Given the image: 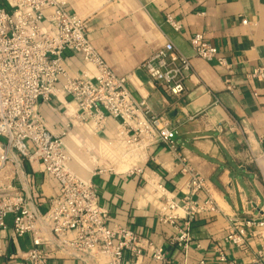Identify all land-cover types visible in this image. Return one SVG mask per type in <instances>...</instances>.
Listing matches in <instances>:
<instances>
[{"label": "crops", "instance_id": "crops-1", "mask_svg": "<svg viewBox=\"0 0 264 264\" xmlns=\"http://www.w3.org/2000/svg\"><path fill=\"white\" fill-rule=\"evenodd\" d=\"M68 9L88 19L89 38L118 75H128V86L148 100L156 113L169 116L178 134L175 142L193 168L212 185V196L221 211L199 215L192 223V241L187 250L172 243L175 229L158 218L160 192L146 182L159 179L168 195L179 199L189 175L164 143L150 145L141 157L125 154L117 139L118 120L108 118L99 132L70 125L64 137L71 153V168L94 183L98 200L110 216V225H126L155 243L164 246L166 264H228L221 260L218 247L227 259L248 264L264 246V228L254 225L247 250L225 242L228 217L264 218V132L262 83L247 77L256 66H264V0H67ZM51 9L45 11L49 15ZM172 14L182 24L175 30L166 21ZM247 18L248 23H242ZM47 24V23H46ZM51 25L50 23H48ZM196 32L206 38L222 56L234 63L235 88L226 87V71L216 62L198 57L190 43ZM192 60L194 73L186 81V92L171 96L153 85L141 67L143 60L166 41ZM63 65L71 75L94 68L73 49L63 53ZM66 102L69 96L40 102L38 112L53 133L70 123ZM4 138L0 137V143ZM157 158V161L153 160ZM127 159L129 162L123 163ZM131 163L143 174L122 170ZM125 165V166H123ZM19 191L41 211H46L59 193L58 181L37 161L24 160L23 166L8 163L0 168V190ZM203 192L194 198L204 199ZM0 230V264L24 262L32 247L31 235H14L12 217ZM73 237V233H70ZM52 264H81L76 253L54 244L46 245ZM126 264H162L148 256L136 260L128 252ZM264 261V256H263Z\"/></svg>", "mask_w": 264, "mask_h": 264}, {"label": "built area", "instance_id": "built-area-1", "mask_svg": "<svg viewBox=\"0 0 264 264\" xmlns=\"http://www.w3.org/2000/svg\"><path fill=\"white\" fill-rule=\"evenodd\" d=\"M1 1L0 137L5 141L0 143V168L8 163L22 167L26 159L37 161L59 183V193L46 211L19 191L0 190V230L7 228L11 216L14 235L29 234L32 239L25 261L15 264H52L48 244L76 253L81 264H126L125 252L136 260L148 256L167 263L163 245L143 238L129 226L110 225L109 212L100 205L93 181L81 177L70 166L72 156L64 140L70 125L96 133L104 128L108 118L118 120L117 139L128 157L131 153L130 158H140L150 145L161 142L177 159L180 171L189 175L179 199L168 195L159 179L145 178L153 190L160 192L158 218L175 229L172 243L187 250L193 221L201 214L221 209L212 196L209 180L179 151L175 142L178 130L169 116L154 112L146 98L130 89L129 76L118 75L111 68L89 38L88 19L71 12L67 0ZM48 9L51 12L46 15ZM166 21L177 31L182 27L172 14H167ZM248 22L247 18L242 19V23ZM190 43L198 57L216 62L226 71V87L233 90L234 63L220 54L204 32L194 33ZM68 48L79 52L94 71L71 75L63 65V53ZM141 67L153 85L175 97L186 92V81L194 73L191 58L171 40L146 57ZM247 77L261 81L264 101V66L252 68ZM64 95L71 98L75 107L66 102L70 123L53 133L39 114L38 105ZM259 141L264 145V132ZM123 160L127 165L129 161ZM122 170L143 174L135 163ZM197 192L204 193L203 200L194 198ZM228 219L225 242L243 250L248 249V237L253 234L250 228H264V218L241 219L233 214ZM217 250L221 260L238 264L235 259L228 260L221 247ZM263 256L264 246L248 264H264Z\"/></svg>", "mask_w": 264, "mask_h": 264}, {"label": "trees", "instance_id": "trees-1", "mask_svg": "<svg viewBox=\"0 0 264 264\" xmlns=\"http://www.w3.org/2000/svg\"><path fill=\"white\" fill-rule=\"evenodd\" d=\"M0 4H2V1L0 0Z\"/></svg>", "mask_w": 264, "mask_h": 264}, {"label": "rangeland", "instance_id": "rangeland-1", "mask_svg": "<svg viewBox=\"0 0 264 264\" xmlns=\"http://www.w3.org/2000/svg\"><path fill=\"white\" fill-rule=\"evenodd\" d=\"M5 141V140H4Z\"/></svg>", "mask_w": 264, "mask_h": 264}]
</instances>
